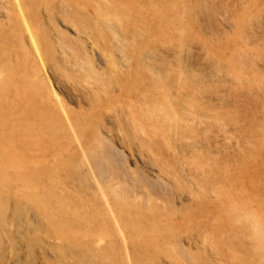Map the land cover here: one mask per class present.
<instances>
[{"label": "rangeland", "instance_id": "rangeland-1", "mask_svg": "<svg viewBox=\"0 0 264 264\" xmlns=\"http://www.w3.org/2000/svg\"><path fill=\"white\" fill-rule=\"evenodd\" d=\"M21 2L78 133L59 122L66 150L0 174V264H264V0ZM18 16L16 0H0V21ZM86 58L101 81L88 82ZM12 100L8 141L25 124L23 98ZM39 182L98 219L71 227L89 245L67 246L39 213ZM112 187L155 206L131 205L126 241L105 213Z\"/></svg>", "mask_w": 264, "mask_h": 264}, {"label": "bare ground", "instance_id": "bare-ground-1", "mask_svg": "<svg viewBox=\"0 0 264 264\" xmlns=\"http://www.w3.org/2000/svg\"><path fill=\"white\" fill-rule=\"evenodd\" d=\"M16 3L17 12L19 14L18 18L13 19L11 17V19H5L4 22L0 21V174L1 176H5L3 179L6 180L9 179V177L7 173H4V168L10 165L25 163H44L50 156H48V154H51L50 150L54 149V145H58L63 150H66V148H63L68 145L66 141L62 140L56 142L55 140L56 137L57 139L58 137H64L59 122L63 121L66 128L65 130L71 131L76 139V134L78 133V129L68 115L66 106L58 96L55 88L49 83V77L47 75L48 68L46 67V51L52 52V49L50 50L49 46H47L46 49V46L41 45L37 33L33 30L29 10L24 6L21 0H16ZM85 60L83 59L86 66L89 67L85 68L87 77H89L88 82H92V80H90L92 77V75L90 76V72L94 74L96 80L101 81V75L96 73L92 61L88 58ZM37 63L39 66H37ZM35 75H37L35 84L38 87H34L33 83L30 82V78L33 81V76ZM9 92L11 93L9 94ZM12 96L23 98L24 100L23 121H25V124L19 125V128L17 127V129L23 130L21 132L23 136L20 139L15 138L8 141V133L12 134V130L14 131L15 129V124L13 125L12 123H16L17 111L15 107L21 105V102L17 100L8 101ZM53 104L59 109V115L52 109ZM9 123L12 126L11 130L7 128ZM84 126L87 125L82 124V127ZM30 131L36 132L37 140L34 143V147L32 142L27 140L28 132ZM88 131L89 130H87V132ZM78 144L83 148V142L81 140H78ZM23 148L30 149V154L26 155L22 152ZM103 160V157L96 154L94 155L93 163L101 172L106 168ZM70 175L69 173L68 178H70ZM37 181H41L40 177L37 178ZM37 190L35 204L39 209V213L48 217L50 224L57 228L58 232L68 241L67 246L78 247L89 245L88 243L79 241L77 236L80 234L71 230L72 226L85 224L87 217H82L76 211L70 210L67 201L57 194L59 191L54 184L42 186L39 182ZM110 191L115 193L116 198L111 202L106 195H103V197L106 198L103 203L104 208L106 207L105 213L111 220L110 225L115 227L114 229L119 232L122 240L126 241L127 237L125 236L126 234L123 231V227L125 229L134 230L133 228L138 225L134 219L137 218L134 213L128 212L131 205L135 204V206L140 208L147 207L148 205L149 208L153 209L155 206L150 202L136 203V199L133 201L132 199L130 200V197L127 196L129 193L127 189H114L112 187ZM0 194H2V192ZM0 213L1 216H3V212L1 211ZM93 216L94 215H90L88 219H91V222L95 223L98 219ZM67 231H70L72 235H68ZM102 239H104V237L98 236L96 241L99 242ZM97 242L95 244H97ZM87 258L89 257L87 256Z\"/></svg>", "mask_w": 264, "mask_h": 264}]
</instances>
